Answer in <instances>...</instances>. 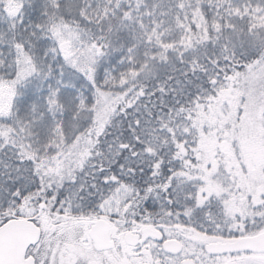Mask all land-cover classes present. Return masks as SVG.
Instances as JSON below:
<instances>
[{
    "label": "snow or ice",
    "instance_id": "snow-or-ice-1",
    "mask_svg": "<svg viewBox=\"0 0 264 264\" xmlns=\"http://www.w3.org/2000/svg\"><path fill=\"white\" fill-rule=\"evenodd\" d=\"M0 264H264V0H0Z\"/></svg>",
    "mask_w": 264,
    "mask_h": 264
}]
</instances>
